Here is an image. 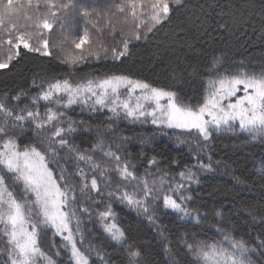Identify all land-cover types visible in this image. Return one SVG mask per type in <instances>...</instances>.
<instances>
[{
  "label": "trees",
  "instance_id": "16d2710c",
  "mask_svg": "<svg viewBox=\"0 0 264 264\" xmlns=\"http://www.w3.org/2000/svg\"><path fill=\"white\" fill-rule=\"evenodd\" d=\"M170 8L169 19L156 25L146 38L145 33L140 34L139 40L131 38L128 54L120 60L113 59L110 51L105 55L100 47V39L109 49L123 47L125 30L122 32L116 27L119 34L115 33L114 37L108 34L107 28L100 39L95 33L97 47L94 52L99 53V59L85 54V60L69 63L61 48L51 50L48 56L23 48L16 56L14 50L8 67L0 69V100H5L6 106L15 111L25 105L35 110L32 97L56 80L67 79L77 84L87 79L122 74L154 87L174 90L185 103L196 105L202 103L209 77L216 74L211 67L215 58L220 60V72L264 69V0H183L181 5ZM100 18L95 12L91 17L93 23L104 28ZM48 37L51 44L52 36ZM5 48L8 46L0 48V57H4ZM18 94L19 100L12 99ZM63 110L67 112L65 127L69 120L76 123L77 131L69 139L79 151L92 149L102 139L104 147L111 146L126 158L138 176H147L150 185L156 181L159 187L160 177H166L169 184L164 185L165 191L171 183L180 181V172L193 168L197 161L210 164L212 168L206 171L194 167L199 182L184 181L185 195L192 197L188 205L199 210V223L190 218L179 219L177 214L165 211L164 192L159 193V200L149 201L150 212L145 214L115 197L109 199L105 190V195L98 197L100 203L85 202L92 213L90 218L79 213L86 234L84 245L78 244L82 250L87 251L91 244L110 264H127V250L131 245L141 253L140 264H194V257L188 254L184 241L223 239L217 231L219 228L254 249L249 254L252 264H264V248L260 247L264 241V137L253 139L240 132L237 124L235 132L214 131L210 139L204 141L178 130L157 127L150 118L147 123L109 119L112 113L107 109L93 112L81 104ZM39 111L45 113V102L40 101ZM33 129L30 123L23 129L9 126L8 135L17 139L21 149L35 144L39 150H46L41 143L42 137L35 135ZM93 155L97 160L104 159L99 151ZM153 158L156 164L150 167L149 161ZM59 162L66 169V176L75 172L77 162L66 149L60 152ZM79 166L87 167L83 162ZM49 167L56 169L57 165L52 162ZM54 174L59 177L58 170ZM111 175L114 188L118 177L114 171ZM72 179L79 182V177L72 176ZM8 185L18 199L23 198L21 185L10 178ZM77 195L78 201L84 199ZM91 195L97 197L96 193ZM108 203L116 214L117 224L126 233L127 243L123 247L108 238L98 219V212ZM148 215H154V222L149 221ZM40 244L59 264H70L68 252L61 247L64 241L54 235V230L42 233ZM5 247L4 239H0V248ZM57 251L61 253L59 257L55 255ZM6 261L5 253L0 257V264ZM90 264H102L95 251L90 252Z\"/></svg>",
  "mask_w": 264,
  "mask_h": 264
},
{
  "label": "snow or ice",
  "instance_id": "6c2138e0",
  "mask_svg": "<svg viewBox=\"0 0 264 264\" xmlns=\"http://www.w3.org/2000/svg\"><path fill=\"white\" fill-rule=\"evenodd\" d=\"M170 3L181 5L183 0H127L126 5L117 4L115 8L119 13L124 14L126 8L130 10L122 23L132 24L131 36L122 40V48L114 46L109 49L100 39L105 28L114 37L116 29L111 19L113 13L81 7L79 15L85 19L86 25L91 23L93 12L97 17L102 15L106 18L104 28L97 23H92V27L99 34L104 54L110 51L113 59L120 60L128 54L131 38L141 39L142 28L147 29L146 38L147 32L169 19L172 11ZM76 7L74 0H0V48L7 45L10 52L6 61H0V69L8 67L13 59V50L16 56L20 54L21 48L44 56L50 55L48 34L56 27L64 33L69 20L68 13ZM21 20L24 23H20ZM65 39H68L67 35ZM92 42V33L87 27L78 37H72L76 49L88 45V55L99 59V53L92 51ZM86 58L82 54L68 62L76 63ZM219 63V58H215L211 67L216 70V74L209 77L202 103L196 105L185 103L174 90L154 87L122 74L87 79L77 84L67 79L56 80L32 97L31 104L36 105L35 110L25 105L15 111L6 106L5 100H0V239H4L6 244L5 248H0V257L6 253L5 264H59L40 244L42 233L48 229L54 230V235L64 241L61 247L68 252L70 264H90L91 251L96 252L102 264H110L91 244L87 251L81 247L86 234L82 230L83 221L79 213L90 218L92 213L85 202L100 203L98 197L104 196L105 190L109 199L115 197L145 214L150 212L149 201L159 200V193L164 192L165 211L170 210L179 219L190 218L199 223V210L191 209L188 205L192 197L185 195L184 181L198 183L193 168L211 171L210 164L197 161L193 168L180 172V181L171 183L165 191L164 185L169 184L166 177H160L159 187L156 181L150 185L147 176H138L134 166L129 167L130 162L126 158L111 146L105 148L102 139L92 149L79 151L69 139L77 131L76 123L69 120L65 127L67 112L63 109L81 104L93 112L107 109L112 113L109 119L124 118L131 122L147 123L150 118V122L157 127L178 130L189 136H198L204 141H208L214 131L235 132L237 124L240 132L247 133L253 139L264 137V69L259 72H249L247 69L234 73L220 72ZM19 98L18 94L12 99ZM40 101L45 102L44 114L39 111ZM29 123L34 126L35 135L42 137L41 143L46 150H39L35 144L21 149L17 139L8 135L9 126L23 129ZM65 149L77 162L75 172L67 176L66 169L59 162V154ZM97 151L102 153V161L94 158L93 154ZM52 162L56 163V169L49 167ZM80 162L87 167H80ZM154 164L155 158L149 161L150 167ZM57 170L59 177L54 174ZM113 171L118 177L114 188ZM72 176L79 177V182L72 179ZM9 178L22 186L23 198L18 199L9 187ZM129 186L132 187L131 191L128 190ZM92 193H96L97 197L92 196ZM77 194L84 199L78 201ZM98 219L111 241L121 247L127 243L126 233L117 224L110 203L98 212ZM148 219L154 222V215H148ZM217 231L223 239L211 242L200 239L192 243L184 241L188 254L194 257V264H252L249 254L254 249L222 229L218 228ZM260 247L264 248V241H261ZM55 255L59 257L61 253L57 251ZM140 255L138 249L134 250L129 245L127 264H140Z\"/></svg>",
  "mask_w": 264,
  "mask_h": 264
},
{
  "label": "rangeland",
  "instance_id": "374dc122",
  "mask_svg": "<svg viewBox=\"0 0 264 264\" xmlns=\"http://www.w3.org/2000/svg\"><path fill=\"white\" fill-rule=\"evenodd\" d=\"M34 2H35V0H34ZM62 2H66V0H62ZM74 3L77 5V7L68 13L69 20H68V23L66 25L65 32L62 33L61 30L58 27H56L52 30L51 33L48 34V36L49 35L52 36L51 44H49L50 51L51 50L53 51L55 49L58 50L61 48L63 55L65 54L69 59L76 57V56H80L82 54L88 55V53H87V49L89 47L88 45H85L83 47V49H76L72 44V37L73 36L78 37L80 34L83 33V31L87 27L90 30V32L92 33L93 42H92L91 47H92V51L94 52V50L97 47V44L95 42V40H96L95 38L97 37V36H95V33L97 34V32H96V29L92 27V23H93L92 19H91V23H88L86 25L85 21H83V17H81L79 15L78 9H80L81 7H86L89 10L97 9V10H100L101 12H103L105 10L109 11L110 13L112 11L115 12V14L112 16L113 17L112 22L114 23L116 29H119L121 31H122V29L125 30L124 32L123 31L122 32L126 35V37L131 36V33H130V29L132 28L131 22H129L127 24L122 23L124 16L127 15V13L130 10L126 8V12L124 14H122V13L117 12L116 8H115V6L117 4L124 3L126 5L127 0H74ZM96 4L99 5V7H98L99 9L97 8ZM172 6H177V5H172L170 3V7H172ZM41 10L43 11L42 7H41ZM100 17L101 18L99 21H102V23H104V25H105L106 22H103V21H106V18L104 16H100ZM146 31H147L146 28H142L140 30V34H143ZM115 33L119 34V32H117V31H115ZM65 35L68 36L67 40L65 39ZM34 42H35L34 44H36V41H34ZM36 46H39V44H36ZM2 49H4V46L2 47ZM6 50L7 51H5L4 54L2 55L4 57H0V61H6V59H8V56L10 55V53H9L8 49H6Z\"/></svg>",
  "mask_w": 264,
  "mask_h": 264
}]
</instances>
